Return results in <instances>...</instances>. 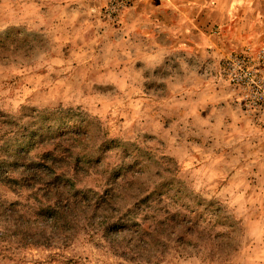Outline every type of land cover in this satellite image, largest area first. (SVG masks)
I'll return each instance as SVG.
<instances>
[{
  "label": "rangeland",
  "instance_id": "rangeland-1",
  "mask_svg": "<svg viewBox=\"0 0 264 264\" xmlns=\"http://www.w3.org/2000/svg\"><path fill=\"white\" fill-rule=\"evenodd\" d=\"M248 45L264 46V0H0V161L55 148L33 145L35 130L89 127L94 154L115 140L105 168L142 161L116 189L137 179L150 205L125 215L151 232L191 227L140 246L84 222L35 244L15 226L36 225L32 192L0 182L15 206L0 207V264H264V116L245 110L226 65Z\"/></svg>",
  "mask_w": 264,
  "mask_h": 264
},
{
  "label": "trees",
  "instance_id": "trees-1",
  "mask_svg": "<svg viewBox=\"0 0 264 264\" xmlns=\"http://www.w3.org/2000/svg\"><path fill=\"white\" fill-rule=\"evenodd\" d=\"M50 129L49 134H39L38 130L32 132L33 145L37 141L39 144L46 141L55 148L37 157L30 155L31 148H20L16 154L10 155V160L0 161V182L27 188L35 200L36 225L22 219L15 223L24 240L45 245L50 243L53 235L60 233H66V239H70L84 222L103 226L105 231L115 233L119 240H125L129 234L140 246L151 245L162 234L167 241L182 240L181 231H191V227H183L188 222L181 219L170 227L151 232L143 229L134 216L124 214L125 209L132 212L133 206L137 211L145 204L149 206L151 194L145 195L147 192L142 190V184L138 186L137 179L136 182H127L126 188L116 189L118 179L129 171L134 176H137V170L133 169L142 172V161L133 156L136 162H126L123 157L111 169L105 168L104 154L112 148L114 139L102 141L94 154L96 140L89 127H71L64 123ZM126 150L131 156L130 147ZM98 173L109 175L105 190L79 186L84 177ZM126 193L130 194L124 197ZM0 207L6 214L15 211V206L7 202L0 201Z\"/></svg>",
  "mask_w": 264,
  "mask_h": 264
},
{
  "label": "built area",
  "instance_id": "built-area-1",
  "mask_svg": "<svg viewBox=\"0 0 264 264\" xmlns=\"http://www.w3.org/2000/svg\"><path fill=\"white\" fill-rule=\"evenodd\" d=\"M228 80L238 90V99L245 110L255 116H264V46L228 56Z\"/></svg>",
  "mask_w": 264,
  "mask_h": 264
},
{
  "label": "crops",
  "instance_id": "crops-1",
  "mask_svg": "<svg viewBox=\"0 0 264 264\" xmlns=\"http://www.w3.org/2000/svg\"><path fill=\"white\" fill-rule=\"evenodd\" d=\"M234 16L232 15V16H230L229 17V15H228V19H232ZM240 18H242V17H240ZM237 19V18H236ZM237 21V20H236ZM231 94L232 93H230L229 91H228V113H229V111L230 110H232V104H231V101H232V99H231ZM231 100V101H230ZM231 106V107H230Z\"/></svg>",
  "mask_w": 264,
  "mask_h": 264
}]
</instances>
